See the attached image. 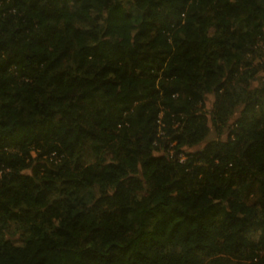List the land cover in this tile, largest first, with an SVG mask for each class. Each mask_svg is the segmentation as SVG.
<instances>
[{
  "label": "trees",
  "instance_id": "trees-1",
  "mask_svg": "<svg viewBox=\"0 0 264 264\" xmlns=\"http://www.w3.org/2000/svg\"><path fill=\"white\" fill-rule=\"evenodd\" d=\"M123 1L0 0V264H264V0Z\"/></svg>",
  "mask_w": 264,
  "mask_h": 264
},
{
  "label": "rangeland",
  "instance_id": "rangeland-1",
  "mask_svg": "<svg viewBox=\"0 0 264 264\" xmlns=\"http://www.w3.org/2000/svg\"><path fill=\"white\" fill-rule=\"evenodd\" d=\"M125 1L126 0H124L123 2L125 3ZM259 46L262 48L263 51H261V55L259 57H257L255 60H253L254 66L258 65V64H262V65L264 64V45H263V42H260ZM263 77H264V69L259 72L256 79L253 81L252 85L256 86V85L260 84ZM214 99H215L214 94L210 93V94L206 95L205 102H204V105L202 107L203 112L208 117V125H209L208 135L204 139L203 143H201L200 145H197L195 147H189V148L187 147V148H185V150L190 151L193 149H198L199 147H202L206 142H208L210 140L218 139V138H220V139L226 138L227 127H224L222 129V132L218 133L212 124L211 113L213 112ZM241 108H242V106H239L237 108V110L234 112V115L232 116V119L230 120L229 123H232V120L235 119L237 116H239V112H240ZM181 156L183 157L182 159H185L184 155H181ZM6 235L14 244L22 245L23 230L20 228V226L17 223L11 222L9 224V226L6 230Z\"/></svg>",
  "mask_w": 264,
  "mask_h": 264
},
{
  "label": "built area",
  "instance_id": "built-area-1",
  "mask_svg": "<svg viewBox=\"0 0 264 264\" xmlns=\"http://www.w3.org/2000/svg\"><path fill=\"white\" fill-rule=\"evenodd\" d=\"M182 158H183V157H182ZM182 158H181V159H182Z\"/></svg>",
  "mask_w": 264,
  "mask_h": 264
}]
</instances>
